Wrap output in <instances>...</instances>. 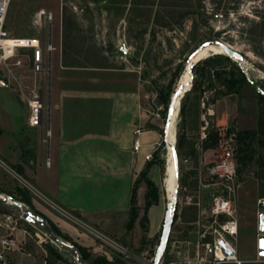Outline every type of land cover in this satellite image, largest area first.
Wrapping results in <instances>:
<instances>
[{
    "label": "rangeland",
    "instance_id": "obj_1",
    "mask_svg": "<svg viewBox=\"0 0 264 264\" xmlns=\"http://www.w3.org/2000/svg\"><path fill=\"white\" fill-rule=\"evenodd\" d=\"M66 9L64 30L62 11ZM52 14V55L50 74L34 73L30 61L10 70L0 65V110L7 121L20 124L16 136L27 155L17 163L28 164L36 170L39 162L47 169L60 170V160L46 165V155H38L39 139L60 137V90L70 89L68 97V134L86 130H103L116 96L122 98L123 110L137 106L141 115L136 124L142 130L155 129L161 139L152 152L156 167L161 201L165 208L171 190L164 197L165 165L174 183V163L170 143L162 148L164 125L169 99L178 84L188 74L187 59L192 51L206 40L222 39L242 54V60L228 56L218 44L198 53L200 58L190 70L191 85L176 104L170 125L179 158V193L176 220L170 239L159 264H169L174 258L192 259L201 254L199 234L209 224L208 206L211 193L217 189L207 173L222 148L203 147L208 132L257 127L264 102L251 85L253 80L264 90V0H11L7 26L12 34L41 36L49 26L46 15ZM222 13L219 18L217 14ZM45 18V20L43 19ZM210 57V58H209ZM230 71L249 80L238 93L228 92L224 79ZM194 85V89L191 90ZM50 86V88H49ZM50 90V91H49ZM107 90V96H105ZM41 91V92H40ZM34 92L42 93V123L30 127L29 117ZM187 96L184 128L179 107ZM127 107H125V106ZM52 111V112H51ZM57 116L56 128L50 122ZM58 127V128H57ZM184 131L186 141L178 149V137ZM46 146V144H45ZM253 161L239 163L241 186L234 199L241 225L239 239L245 254H252L257 235L258 214L264 212V146L255 142ZM44 150V154H45ZM30 154V155H29ZM33 154V156H32ZM35 154V155H34ZM237 157V153L235 154ZM26 162V163H25ZM7 158L0 159V238L6 235L19 242L26 264H46L54 260L49 248L61 253L56 264H93L96 257L107 256L112 264H151L161 235L137 224L127 236L105 235L84 226L87 231L66 240L53 239L40 225L27 221L23 210L30 208L18 200L16 187H26L39 203L37 210L50 215L60 229V203L51 201L34 189L30 177L17 172ZM46 184L60 190L54 176L43 175ZM51 180V182H48ZM13 193V194H11ZM60 195V193H59ZM4 197V198H2ZM48 217V216H47ZM49 218V217H48ZM50 219V218H49ZM148 228V227H147ZM54 235V234H53ZM251 244V245H250ZM89 253L84 258L78 246ZM264 259V258H263Z\"/></svg>",
    "mask_w": 264,
    "mask_h": 264
},
{
    "label": "crops",
    "instance_id": "obj_2",
    "mask_svg": "<svg viewBox=\"0 0 264 264\" xmlns=\"http://www.w3.org/2000/svg\"><path fill=\"white\" fill-rule=\"evenodd\" d=\"M52 55L53 52L51 65ZM106 93L107 90H105V96L108 94ZM69 96H71L70 89L60 90V137L55 138V140L50 138L46 143L44 139L37 141L39 146L37 154L46 155L50 161L55 158L60 160V170L55 173L44 167V162H39V167L36 170H33L26 162L24 165L17 163L18 160L21 161L20 159L27 155V151L20 147V140L15 134L17 132L16 127L20 128V124L16 123L15 120L7 121L4 117L6 115L4 110L3 113L0 110V159L7 158L13 163L14 168L16 165H20L23 169L22 175L30 177V181L37 192L51 201L60 203V230L65 235L76 239V236L87 232L77 223L76 220H79L84 226L97 229L105 235L112 234L119 238L127 236L129 231L140 224L147 191L146 183L142 180L137 188L139 215L134 227L128 229L130 199L134 183L148 163L149 159L146 158V155L155 151L161 135L155 129L142 130L139 135L140 146L138 149L134 148L136 138L134 129L138 127L136 121L141 113L136 105L130 106L132 113L130 110L122 111L124 108L122 98L126 99L124 95L116 96L113 100L114 104L111 108H115V111L111 110L108 124L103 130H86L69 135L67 130L69 120L67 101ZM57 121L56 116L53 124L50 122L52 129L56 128ZM44 150L46 151L45 154ZM43 175L54 176L53 182H56L57 186L60 182V190L58 189L59 186L54 190L51 188V184H46ZM148 175L158 184L154 165L150 167ZM213 185H216L217 189L211 193V201L213 195L221 189V185L218 183H213ZM164 197L166 199V193ZM31 199L36 207V204L39 203L38 198L33 195ZM40 211L43 212V210ZM164 212L165 206L160 197L158 203L153 204L148 209V228L146 230L151 229L154 221L152 232L156 233L164 217ZM47 216L54 221L50 215ZM240 230L239 222V232ZM261 233L264 234L262 231L258 232L257 243L252 244V254L244 253V247L241 246L238 233L236 246L239 259L246 263H254L258 258L264 257L259 253L258 248V237ZM11 254L15 264H26V259L21 253L14 251Z\"/></svg>",
    "mask_w": 264,
    "mask_h": 264
},
{
    "label": "built area",
    "instance_id": "obj_3",
    "mask_svg": "<svg viewBox=\"0 0 264 264\" xmlns=\"http://www.w3.org/2000/svg\"><path fill=\"white\" fill-rule=\"evenodd\" d=\"M11 0H0V65L7 69L20 67L25 64L27 57L34 73L44 74L51 66V54L55 47L52 42V14H46L49 23L46 32L41 36H13L7 27V12ZM219 18L222 13L217 14ZM45 20V18H43ZM0 86H6V82L0 78ZM33 99L29 101L31 113L29 117L30 126H40L42 123V101L40 93L34 92ZM136 138L134 148L140 146L139 135L142 129L138 126L134 129ZM217 147L222 148L218 158L207 166V173L214 183L221 185V189L212 197L208 210L209 224L199 234L201 255L189 258H174L169 264H261L264 257L258 258L254 263H246L239 259L236 239L239 233V221L236 214L234 199L241 186L238 179L239 163L236 157L235 131L231 133H220ZM152 153L146 155L151 159ZM47 157L46 165H50ZM264 203V202H263ZM263 235V233H261ZM20 251L19 242L15 237L8 235L0 238V264H15L12 252ZM152 264V263H151Z\"/></svg>",
    "mask_w": 264,
    "mask_h": 264
},
{
    "label": "trees",
    "instance_id": "obj_4",
    "mask_svg": "<svg viewBox=\"0 0 264 264\" xmlns=\"http://www.w3.org/2000/svg\"><path fill=\"white\" fill-rule=\"evenodd\" d=\"M62 18H63V26L65 30L66 29V9L65 7H63ZM230 75L231 77L224 79V85L225 84L227 85V87L230 89L228 92H231V93L232 92L238 93L241 87L249 81L244 74H242L240 77H236V74L233 71H230ZM194 88L195 87L193 85L191 90ZM185 96L186 98L182 102L181 111H180L182 128H184V123H185V114H186V108H187V96L188 95H185ZM259 97L264 102V96L260 92H259ZM232 131H235L237 161H239L240 164L253 161L255 158V152H256V149L254 146L255 142L264 146V111H260L259 113L256 128H253V129H235V127L227 128V133H231ZM186 138L187 137L185 135V132L182 131L178 137V149L184 146ZM218 139H219L218 130L208 132L206 134L205 139L203 140V147L204 148L213 147L214 145L217 144ZM164 147H165L164 142H162L161 149L163 151L165 149ZM263 162L264 161L260 160V163H263ZM152 164L153 162L151 160L148 161L145 169L140 172L138 178L136 179L134 183L132 194H131V199H130L131 207H130V217L127 223L128 229H131L134 227L135 221L139 215V209L137 205V188H138L139 183L142 180L145 181L146 186H147V191L145 195L144 213L140 219V224L144 229L147 228V222H148L147 212H148L149 207L152 206L153 204L158 203L159 201V198H160L159 186L148 175L149 169L152 166ZM15 168L18 173L22 174L23 169L20 165H16ZM238 172H239V168H238ZM16 190H17V194L19 195L18 200L26 203L27 205L30 206V209H32L33 211L37 213L42 214L44 217L47 218L48 226L50 227V229L52 230V233L55 236L58 237V235H60V237H63L66 240H70V237L65 235L51 219H49L46 215H44L42 212L36 209V207L34 206L32 202L31 193L28 188L21 187L18 185L16 187ZM176 217H177V214L175 213L174 221L176 220ZM76 246H78V249L82 251V255L84 258L89 257V253L86 251L85 247H83L82 245H76ZM48 250H49V253L55 257V259L54 260L49 259V258L46 259V264H56V260L63 259L62 254L53 250L51 247ZM92 263L93 264H112V262L109 259H107L106 256L96 257L95 259H93Z\"/></svg>",
    "mask_w": 264,
    "mask_h": 264
},
{
    "label": "water",
    "instance_id": "obj_5",
    "mask_svg": "<svg viewBox=\"0 0 264 264\" xmlns=\"http://www.w3.org/2000/svg\"><path fill=\"white\" fill-rule=\"evenodd\" d=\"M211 43H219L223 46L226 54L231 57H235L239 60H242L243 54L236 48H234L232 45H230L228 42L222 40V39H211L206 40L202 44H200L194 51L191 52L187 59V67L190 72V70L196 65L200 58L197 57L198 53L203 49L205 46L211 44ZM50 67L48 69V72L50 74ZM191 85V81H190ZM251 85L264 96V90L261 89L253 80H251ZM50 88V86H49ZM185 85L178 84L176 89L173 91L168 105H167V115L164 125V146L167 147L170 143V140L168 138L169 134V128L172 123V119L174 116L176 104L178 103V100L184 96L185 93ZM50 91V90H49ZM41 92V91H40ZM40 100L42 101V93L40 94ZM181 111V106L179 107V112ZM171 144V143H170ZM172 148V154H173V163H174V183L172 185V188H170V182H171V172L169 171V167L165 165V176L163 179V188L164 192L168 194L169 190H171L172 194L170 199L167 200L166 208L164 212L163 222L161 226V235L159 239V243L157 245L155 255L152 261V264H159L163 254L166 250V247L168 245L170 234L172 230V226L174 223V217L176 213L177 208V202H178V193H179V158H178V152L176 149L175 144H171ZM4 198V197H2ZM23 217L34 224L40 225L42 230L46 231L53 239H56L57 237L53 235L52 230L48 226L47 218L44 217L42 214L37 213L33 211L30 208H25L23 210ZM258 227L259 230L264 232V212L259 213L258 215ZM262 241H264V234L260 235L258 237V248L259 253L264 255V246H262Z\"/></svg>",
    "mask_w": 264,
    "mask_h": 264
},
{
    "label": "bare ground",
    "instance_id": "obj_6",
    "mask_svg": "<svg viewBox=\"0 0 264 264\" xmlns=\"http://www.w3.org/2000/svg\"><path fill=\"white\" fill-rule=\"evenodd\" d=\"M44 13H46L45 10H43V9L40 10L39 13H38L39 17H40V16L43 17V14H44ZM50 13H51V12H50ZM215 44H218V45H220V46L223 48V46H222L221 44H219V43H211V44L205 46L203 49H201V51L204 50L205 48H207V47H209V46H212V45H215ZM230 45H231V44H230ZM233 47H234V46H233ZM234 48H235V47H234ZM223 49H224V48H223ZM236 49H237V48H236ZM201 51H200V52H201ZM200 52H199V53H200ZM190 81H191V74H190V72H189V70H188V74L185 75V77H184V79H183V82H182L183 85H185V88H184L185 91L189 89V85L187 84V82H190ZM174 113H175V112H174ZM173 117H174V116H173ZM172 120H173V119H172ZM169 129H170V128H169ZM168 138H169V140H170V143L173 144V142H174V135H173L172 129L169 130ZM171 144H170V145H171ZM171 149H172V148H171Z\"/></svg>",
    "mask_w": 264,
    "mask_h": 264
},
{
    "label": "snow or ice",
    "instance_id": "obj_7",
    "mask_svg": "<svg viewBox=\"0 0 264 264\" xmlns=\"http://www.w3.org/2000/svg\"><path fill=\"white\" fill-rule=\"evenodd\" d=\"M261 243H262V246H264V241H262Z\"/></svg>",
    "mask_w": 264,
    "mask_h": 264
}]
</instances>
